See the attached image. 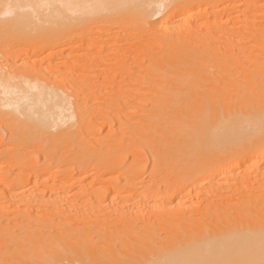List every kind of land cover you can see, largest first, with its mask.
Listing matches in <instances>:
<instances>
[{
    "label": "bare ground",
    "instance_id": "bare-ground-1",
    "mask_svg": "<svg viewBox=\"0 0 264 264\" xmlns=\"http://www.w3.org/2000/svg\"><path fill=\"white\" fill-rule=\"evenodd\" d=\"M17 1L18 6L32 8L37 13L49 9L63 20L50 27L51 21L47 28L37 32L38 38L34 36V40L0 57V93L4 100L0 106L9 108L0 112L13 127H29L46 133L55 127L67 132L72 131L76 122L94 119L93 116L102 118V109L84 115L81 95L90 92L84 86L91 87L98 79L114 81L121 75L139 83L132 89L134 113L149 112L150 126L166 128L175 120L172 110L176 102L181 105L179 109H184L185 105L194 107L192 100L199 99V103L209 108L214 133L222 137L226 147L220 153L212 152L214 159L221 157V161L200 170L195 167L199 165L198 159L207 156H200V150V153L195 151L192 140L186 142L176 136L160 143L151 132H144L155 161L152 177L148 184L131 189L128 194L124 193L121 182H117L114 190L118 195L113 199L114 204H110L115 206L111 211L108 205L85 212L79 201L65 199L62 203L61 196L48 199L35 195L26 199L16 188L11 189L29 181L28 174H0L6 185L0 190V239L3 241L0 264H23L21 260L16 262L23 256L15 253L21 251L52 252L53 264H63L62 261L69 264H264V0H230L223 5L218 0H211L213 4L209 0H171L170 6L164 0ZM159 13L164 16L151 20ZM224 13L231 22L206 28L212 15ZM27 21L28 17H19L10 22L13 30L18 31L14 35L22 36L26 32ZM108 23L117 24V28ZM199 32L203 33L198 40H193L191 34L199 35ZM109 37H114L113 44L108 43ZM120 40H124L123 44L115 47ZM156 47L166 48V52L154 53L156 49L151 52ZM146 49H150L148 53H144ZM191 52L199 59L205 58V62L231 60L235 68L225 80L230 86L228 102L220 106V94L206 93L207 90L187 94L181 90H187L185 85H188L181 75L187 63L184 64L182 55ZM48 61L68 65L70 70L48 73L40 67ZM162 61L166 67L172 66L171 69L161 66L168 72L162 77L159 74L160 79H148ZM193 63L188 64L195 68ZM101 65L105 66L101 75L89 78L82 73L89 67L92 71L99 70ZM80 76L85 77V83L73 93L75 87L70 85ZM161 80L179 82L180 85L175 84L185 87L177 88L181 90L177 93L159 90L160 83H164ZM172 87L176 89V85ZM242 95L244 99L259 100L261 105L254 109L241 107L234 98ZM136 119L135 133V130L142 131L140 118ZM106 121L112 126V119ZM24 135L19 141L26 139ZM242 137L245 139L240 142ZM119 144L118 140L111 139L80 141L79 145L92 156L82 160V167L91 165L92 160L102 161L103 154H111ZM49 153L48 159L35 165L49 174L56 186L69 189L87 176L82 174L73 182L72 161L65 167L67 152ZM136 155L138 158L141 154ZM183 160L187 165L182 174L170 169V161ZM124 162L107 161L104 171L124 166ZM97 170L92 169L90 176L99 174L100 169ZM132 174L130 171L126 175ZM102 193L104 198L111 197L108 189ZM50 203L61 211L41 222L40 227L24 223L30 208L36 204L47 208ZM80 222L87 223L94 232L81 235ZM47 230L45 243L31 246V237ZM108 250L114 253L110 255Z\"/></svg>",
    "mask_w": 264,
    "mask_h": 264
},
{
    "label": "rangeland",
    "instance_id": "rangeland-1",
    "mask_svg": "<svg viewBox=\"0 0 264 264\" xmlns=\"http://www.w3.org/2000/svg\"><path fill=\"white\" fill-rule=\"evenodd\" d=\"M0 1H1L0 2L1 4L0 57H3L5 54L8 53V51L12 50V48H17L18 46L24 43H28L32 41L33 37L39 34L37 32L38 31L40 32L41 29H43L44 27L47 28V26L50 25L49 23H51V21H52L51 23L52 25H50V27L55 25L57 22L63 20L59 14H51V10L49 9H45L42 12L37 13L34 12L32 8L18 6L19 3L17 0H3V1L0 0ZM164 1H165V5L170 6L171 0H164ZM214 1L216 2V0ZM214 1H211L210 3L213 4ZM228 1L231 2L230 0H218L217 2L222 3L223 5V4H228L229 3ZM208 3L209 2L207 1L206 4ZM142 8L143 6L136 8L135 12L136 10ZM165 11L166 10L164 9V11L162 12L164 15H165ZM161 14L159 13L158 15H154V17L152 16L154 19L151 17L152 18L151 20L155 21V19L157 18H158L157 20H159L161 17L164 16ZM220 15L221 16H219L218 14L219 17L217 15L216 16L214 15L216 18L213 17L212 15L209 18L210 20H208V25L206 28L207 29L216 28L215 25L219 27V25L220 24L222 25V23L224 22L225 23L231 22L229 17L227 16V13H224V15L223 14ZM19 17L20 19L22 17L24 18L28 17L27 29L26 32L23 31V33L19 31L20 33H22V36L21 34L18 35L15 34L16 35L15 36L14 33H16L17 30L16 31L13 30L10 22L15 19H19ZM51 17L54 20L51 19ZM214 20H216L219 24H215L216 22ZM111 22H114V20ZM108 26L113 27L114 29L117 28V24L113 25L110 23ZM202 33L203 32H199V35L198 33H196L197 35L195 33L194 34L192 33L191 35L193 36L191 35L190 36L191 38H194L193 40H198V37H200ZM26 36L28 40L26 39ZM112 36L115 37L116 35H112ZM114 37L108 38L109 44L111 43L113 44ZM34 38H38V37L36 36ZM123 42L124 40L118 41L115 47L120 46L121 44H123ZM155 49L156 52L154 53L160 52L162 50L166 52L165 50L166 48L161 50L158 47L154 48L153 50L151 49V52L154 51ZM149 50L150 49H146L144 53H148ZM82 51L83 49L81 50V52ZM193 54L194 55L197 54V56H199L197 52L196 53L193 52ZM189 55H191L190 56L191 59ZM185 57H187L188 60H186ZM182 58L184 60V64L185 61L187 62L186 63L187 66L185 64L186 68H184L185 71L183 70L184 72L182 71L183 73H181V75H183L182 77L183 82L185 83V81L186 82L188 81L187 82L188 85L187 84L185 85L187 87L185 89L187 90L181 89L182 87L185 86L183 85L178 86L180 85L179 82L171 81L174 84L171 82H169L170 83L169 84L168 81L166 82L162 80L161 82L164 83L166 82V83L165 84L160 83L161 85L159 86V90L160 89L162 90V88H164V91L174 92V93L180 92L182 90L184 91V93L186 92V94L193 92L202 93L207 90L206 93L220 94V96L218 97L220 106L222 103H226L229 101L227 96H229L228 93L230 92V86L228 82L225 80H228L231 77V72H232L231 69L235 68L234 65H232L231 63V60H228L229 61L228 62L227 61L228 58L224 59L223 61L219 59L217 61L215 60L210 61V59H208L205 62L204 61L205 58H200L201 59L200 60L198 57L193 56L192 52L183 54ZM192 58H195L193 59V61H195L194 63L192 62ZM198 60L200 62L199 64H197ZM190 62L193 63L192 64L193 66L195 65V68L190 66L191 65ZM159 64L160 65L156 66L158 69L157 68L154 69L155 71L154 70H153L154 72L152 71L153 75L147 77L148 79L151 77L153 78L156 77L160 79V77H158L159 74L162 77L163 75H165V72H168V70L161 67V66H165V67L168 66L165 61H162ZM238 66L240 67V65ZM40 67L44 71H47L48 73L58 72L59 70H64V71L70 70V67L68 65L64 66L61 63H51L49 61L47 63L40 64ZM171 67L172 66L166 68L171 69ZM91 68L92 67H89L88 70L83 71L82 73H84L85 75H89V78H93L96 77L97 74L100 75L103 74L104 72L103 69L105 68V66L101 65L99 70H95V71H92ZM217 68L219 70H222V72L218 71ZM198 69L199 71H197ZM156 72L158 73L156 74ZM205 72L206 74H204ZM210 72H212L213 76L211 75ZM213 72L217 75H215ZM223 72L225 73L222 74ZM193 74H196V76ZM226 76H228V78ZM184 77L186 80L184 79ZM147 78L145 79L147 80ZM191 80L192 82H190ZM84 83H85V77L83 76L78 77L75 80V82L70 85L72 87H75L72 90L73 93H77L76 88L81 87ZM175 83H178V85ZM137 84L139 83H137L134 79L128 77L124 79L121 75H119V77L115 78L114 81L105 82L98 79L97 83L92 85L91 87L84 86L86 90L90 91L87 92V94H84L83 92L82 93L83 95H81L80 107L82 111L85 113L84 115L88 116V113H86L88 111H92V110L95 111L97 109H102L104 110V112L102 113L103 116L102 118L93 116L94 119L83 120L79 124H77L76 122L72 131L68 130L67 132H63V131L61 132L63 128L58 129L55 127H53L52 132L50 133H46L40 129H33L29 127H26L25 129H18L16 127H13L11 121L7 118V116H5L2 112H0V174L2 173L17 174L19 172H24L25 174H28L30 176L29 181L24 182L22 185L18 187H13V189L11 190H15L16 188L17 190L16 192H19L21 196L26 199L35 195H39L41 197L46 196L48 199L61 196L63 198L61 199L62 203L65 202L64 201L65 199H72V200L75 199L79 201V204H81L85 208V212L86 211L90 212L94 207L98 209V208H102L103 206H108V205L111 206L110 204H114L113 199L118 195V192L114 190V185L117 182H121V184L125 187L124 193H126L131 189L134 188L139 189L145 184H148L149 180L152 177L155 161L151 153H149L150 142H149V138L145 136L144 132H147L148 134L151 132V134L154 135V138L159 140L160 143L173 139L176 136L182 137L183 141L185 140L186 142L188 141V139L189 142H191L192 140L191 145L193 143L192 146H194L195 151L197 150V152H199L198 150H200V152L202 153L199 154L200 156L201 155L207 156L204 159L203 158L198 159L199 165L195 166L197 167V169L204 170L206 168H210L216 165L217 162L221 161V157L220 159L217 157H215L214 159V155H212V152L215 150L216 153L218 152L220 153L221 148L226 147L225 146L226 143L223 141L222 137L219 136L217 137V135L214 133V129L211 126L212 119L210 118L211 117L210 110L209 108H207V106L203 105L202 103H199L200 102L199 99H193L192 102L194 107H187L185 105L184 109H179L181 105L178 101L175 103V107L172 110L175 112L173 114L175 116V120L174 121L172 120V122L169 123L166 126V128L159 127L155 129L154 126L152 125L150 126V119L147 118L149 112L146 111V114L134 113L135 109L133 107L134 99L132 95L133 94L132 89ZM174 85H176L175 90L173 89L175 87H172ZM167 88L170 91H168ZM170 88L173 91H171ZM177 88L181 90L179 91V89ZM209 90L210 92H208ZM1 97H3L2 93H0V101L3 100ZM234 100H237L236 102H238L239 105L245 109L248 107L254 109L257 108L258 105H261L259 100L244 99L243 95L234 98ZM139 101L140 100H138V102ZM7 109L9 108L6 106L3 105L0 106V111L2 110L6 111ZM136 118H140L141 125L139 126V128L142 129V131L135 130L137 131V133L134 132V127H133L134 121L137 120ZM107 119H112V126H110L109 122L106 121ZM22 134H25L24 136L26 139L24 141L23 140L19 141L20 140L19 137H21ZM106 139L118 140V142L120 143L119 147L117 149L114 148L115 151L114 152L111 151V154L109 155L104 153L102 161L92 160L91 165H89L88 167H82L84 166L83 165L84 162H82V160L90 158L92 156L90 152L86 151L81 145H79V142L82 140L103 141ZM244 139L245 138L242 137L240 139V142H243ZM18 149H20L19 151L24 152L22 156L18 155L19 152L17 151ZM50 151H53L58 155L62 152L63 153L67 152V157L65 158V167L69 165V161L71 160L72 161L71 165L72 167H74L75 170L73 173L74 178L72 177L73 182H75L77 180V177L81 176L82 174L84 176L87 175L85 179H83L81 183H76L74 187L69 189L67 187L60 188L59 186H56L55 180L52 179L49 174L45 172H41L40 166L35 165L37 161L43 163L46 159H48ZM138 153H140L141 155L138 158H136L137 156L136 154ZM220 155L222 156L223 154ZM111 160L112 161L125 160L124 162L125 165L115 167L111 171L105 172L103 165L105 162ZM164 163L167 164V161H165ZM169 165H170V169H173L177 171V173L182 174L187 163H185L184 160L170 161ZM254 168H258V166H255ZM92 169H98V170L100 169V173L99 174L96 173L93 176H90L92 173L91 172ZM130 171L133 172L132 176L129 175L127 176L126 174H128ZM137 172H140V175H137ZM138 183L139 185H137ZM5 187L6 185L0 179V190L5 189ZM104 189H108L109 192H111V197L104 198L102 193ZM121 199L122 197L119 198V200ZM5 204L6 205L9 204V202ZM50 204L51 205L47 206V208L46 206H40L39 204L35 205L36 208L35 207L30 208V211L27 213V218L25 220L26 222L24 223L26 224L29 223V225L35 227H40L41 222L48 220L49 217H54L56 215V212L61 211L60 208H57V206H55L54 204L52 203ZM114 207L115 206H111L110 208L112 209H110V211L113 210ZM78 226H79L78 232L81 233V235L82 234L85 235L89 231L94 232L93 231L94 229L89 228L87 223L80 222ZM52 231H54V229H52ZM48 233L49 230L37 235H33L31 237L32 241L30 242V244L32 243L31 246L33 245L40 246L42 243L44 244L45 243L44 238L47 236ZM1 240L2 239H0V252L3 251L2 250L3 241ZM108 253L112 255L114 252L112 253L110 250H108ZM1 254L2 252L0 253V255ZM15 254H18L19 256L21 255L23 256L20 257L19 260H16V262L18 261V263L19 262L21 263L22 261L23 264H28V263L53 264L52 252L48 253L42 251V252H38L37 254H34L33 252H29V251H25V252L21 251V252H16ZM24 255L25 256L29 255V256L25 257ZM21 258H23V260ZM24 258H26L25 261H27L28 263L27 262L24 263ZM61 263L69 264L68 262L65 261L64 262L62 261ZM75 263L78 264L77 262Z\"/></svg>",
    "mask_w": 264,
    "mask_h": 264
}]
</instances>
